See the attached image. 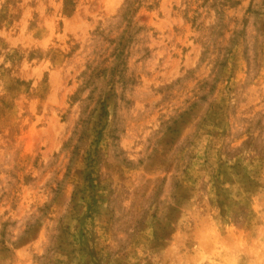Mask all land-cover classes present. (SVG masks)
Wrapping results in <instances>:
<instances>
[{"label":"rangeland","instance_id":"1","mask_svg":"<svg viewBox=\"0 0 264 264\" xmlns=\"http://www.w3.org/2000/svg\"><path fill=\"white\" fill-rule=\"evenodd\" d=\"M0 264H264V0H0Z\"/></svg>","mask_w":264,"mask_h":264}]
</instances>
